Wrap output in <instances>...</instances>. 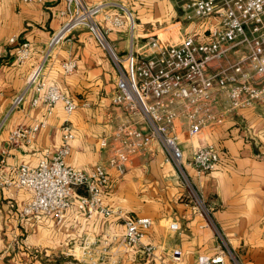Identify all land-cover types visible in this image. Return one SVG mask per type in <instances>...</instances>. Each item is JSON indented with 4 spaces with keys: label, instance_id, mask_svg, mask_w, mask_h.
Listing matches in <instances>:
<instances>
[{
    "label": "crops",
    "instance_id": "0c3cea01",
    "mask_svg": "<svg viewBox=\"0 0 264 264\" xmlns=\"http://www.w3.org/2000/svg\"><path fill=\"white\" fill-rule=\"evenodd\" d=\"M103 1L123 2L135 14L134 33L126 22L109 34L121 52L129 48L132 34L143 42L158 37L163 43L174 44L188 34H203L208 27L184 18L183 0H84L87 5ZM65 8V0H0V160H5L4 165L0 164V174L5 177L16 178L20 164L35 166L46 153L54 154L62 143L61 103L32 143L13 146L8 135L18 126L44 119V104H32L36 96L33 90L19 108L10 112V107L24 89L30 72L41 63L52 34L66 20L62 14ZM106 11L115 14L117 9L111 5ZM98 19L103 22V15ZM12 36L32 43L31 58L23 64L15 59ZM70 59L77 61V68L66 74L62 64ZM43 77L79 103L71 116L75 139L68 164L89 171L106 163L109 152L102 140L116 125L110 117L117 82V71L107 52L91 32L79 28L51 52ZM178 131L187 159L200 146L217 145L221 158L215 171L198 174L192 166L188 171L199 192L213 206L217 222L242 262L264 264V104L246 108L225 124L196 136H189L180 126ZM103 194L105 205L121 209L123 217L87 219L73 203L65 211L63 222L57 223L52 216H43L39 221L21 216L22 206L33 197L32 191L0 189V264H66L69 259H78L70 249L85 236H122L124 219L137 217L153 221L141 248L125 249L114 244L100 264H199L203 256L214 252L213 233L199 227L200 218L181 198L184 188L163 163L156 144L134 157L125 174L112 170ZM145 245H153L155 252L150 256L143 253ZM175 249L182 252L180 262L169 261Z\"/></svg>",
    "mask_w": 264,
    "mask_h": 264
},
{
    "label": "built area",
    "instance_id": "2783aa9c",
    "mask_svg": "<svg viewBox=\"0 0 264 264\" xmlns=\"http://www.w3.org/2000/svg\"><path fill=\"white\" fill-rule=\"evenodd\" d=\"M65 2L62 14L66 20L52 34L41 63L30 72L24 89L10 107V112L19 108L33 90L36 96L32 104H44V119L30 126H18L8 135L13 146L32 143L61 103L62 143L54 154L46 153L35 166L20 164L16 178L0 174V189L32 191L33 197L22 206L20 214L37 221L52 216L61 223L73 203L87 219L123 217L121 209L104 203L103 188L109 183L110 172L125 174L134 157L150 151L156 144L163 163L171 166L184 188L181 198L193 215L200 218L199 227L211 230L215 238L214 252L203 256L199 264H244L217 222L213 206L199 192L188 171L189 166L198 174L215 171L221 158L219 149L215 143H207L187 159L178 127L189 136H196L205 129L225 124L246 108L264 104V0H187L182 4L184 18L207 24L203 34H188L174 44L163 43L158 37L143 42L132 34L126 52L117 50L109 39L111 31L126 22L132 33L136 29L135 14L123 2L103 1L95 5H87L84 0ZM111 5L117 9L115 14L106 11ZM99 15H103V22L99 21ZM79 28L91 32L117 71L111 96L114 112L110 117L116 125L102 140L109 156L106 163L97 164L89 171L67 162L75 139L71 116L79 103L43 77L51 52ZM10 42L15 46L18 63L31 58L30 41L12 36ZM62 67L66 74H71L77 68V61L67 60ZM0 164L4 165L5 160L1 159ZM124 221L122 236H85L70 249V254L93 261L103 259L114 244L140 249L152 219L137 217ZM155 249L153 245H145L143 253L150 256ZM171 256V260L180 262L182 252L175 249Z\"/></svg>",
    "mask_w": 264,
    "mask_h": 264
},
{
    "label": "rangeland",
    "instance_id": "374dc122",
    "mask_svg": "<svg viewBox=\"0 0 264 264\" xmlns=\"http://www.w3.org/2000/svg\"><path fill=\"white\" fill-rule=\"evenodd\" d=\"M185 1H187V0H183L182 1V3H184ZM161 33H164V31H162ZM170 168H171V166L170 165H168ZM172 169V168H171ZM173 171V170H172ZM111 249V248H110ZM110 249H109V251H110ZM109 251H108V253H109ZM238 253V252H237ZM37 254V253H36ZM40 254V253H39ZM81 259V258H80ZM80 259H77V260H71V259H69V260H67V263L66 264H100L101 262H103V260L102 259H100V260H98V259H96V258H94V260L93 261H91V260H87L86 262L85 261H81ZM138 259H140V258H138ZM78 261V262H77ZM169 261H171V262H175V261H172L171 259H169ZM80 262V263H79Z\"/></svg>",
    "mask_w": 264,
    "mask_h": 264
},
{
    "label": "trees",
    "instance_id": "16d2710c",
    "mask_svg": "<svg viewBox=\"0 0 264 264\" xmlns=\"http://www.w3.org/2000/svg\"><path fill=\"white\" fill-rule=\"evenodd\" d=\"M79 192H82V193H84V191H83L82 189H80V190H79Z\"/></svg>",
    "mask_w": 264,
    "mask_h": 264
}]
</instances>
